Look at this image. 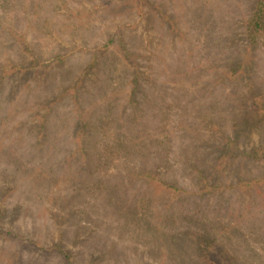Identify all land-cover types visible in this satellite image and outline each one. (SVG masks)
<instances>
[{
    "label": "rangeland",
    "instance_id": "374dc122",
    "mask_svg": "<svg viewBox=\"0 0 264 264\" xmlns=\"http://www.w3.org/2000/svg\"><path fill=\"white\" fill-rule=\"evenodd\" d=\"M261 5L0 0V264H264Z\"/></svg>",
    "mask_w": 264,
    "mask_h": 264
},
{
    "label": "trees",
    "instance_id": "16d2710c",
    "mask_svg": "<svg viewBox=\"0 0 264 264\" xmlns=\"http://www.w3.org/2000/svg\"><path fill=\"white\" fill-rule=\"evenodd\" d=\"M139 1V0H138ZM141 3H144L145 0H140ZM264 19V9H263V6L261 5L260 8H258V11L256 12V15L255 17L253 18V23L255 24L254 27H251L250 26V29H251V35L256 37V34L257 32L259 31V28H260V25H261V20ZM261 22V23H260ZM119 46L122 48V52L127 56V58L129 59V53L127 48H126V45H125V42L124 40H120V43H119Z\"/></svg>",
    "mask_w": 264,
    "mask_h": 264
}]
</instances>
